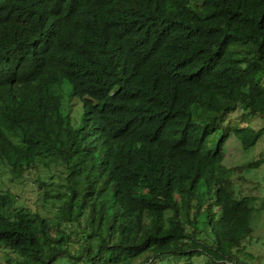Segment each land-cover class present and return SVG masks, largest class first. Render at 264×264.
<instances>
[{
    "label": "trees",
    "instance_id": "16d2710c",
    "mask_svg": "<svg viewBox=\"0 0 264 264\" xmlns=\"http://www.w3.org/2000/svg\"><path fill=\"white\" fill-rule=\"evenodd\" d=\"M257 117L264 0H0V168L55 215L0 191L4 264H242L257 197L223 160Z\"/></svg>",
    "mask_w": 264,
    "mask_h": 264
},
{
    "label": "rangeland",
    "instance_id": "374dc122",
    "mask_svg": "<svg viewBox=\"0 0 264 264\" xmlns=\"http://www.w3.org/2000/svg\"><path fill=\"white\" fill-rule=\"evenodd\" d=\"M63 98L61 102V112L65 116H69L74 125L84 119V108L82 101L77 97L69 96V84L64 81L62 84ZM237 114L233 113L226 116L225 120L232 121ZM252 126L259 128L264 126V118L257 117L253 120ZM264 156V137L254 146L243 149L240 141L231 135L225 144L224 164L231 167L234 171L233 181L236 190L241 195H255L257 198L252 203V231L241 242L242 252L235 254L234 257L242 264H257L264 262V162L259 167L248 168L245 165L257 158ZM0 191H10L15 197L14 204L6 202V207L11 210H18L22 206L32 211H39L48 220L55 218L52 208L40 207L39 193L36 185H33L29 179H14L0 168ZM9 207H8V205ZM79 240L75 239V244ZM4 251L0 247V264H4ZM198 262L201 258L195 256ZM185 260L176 259L169 260L165 264H184ZM218 264H229L227 261Z\"/></svg>",
    "mask_w": 264,
    "mask_h": 264
}]
</instances>
